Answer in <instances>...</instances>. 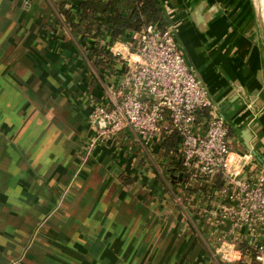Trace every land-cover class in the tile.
<instances>
[{
  "label": "crops",
  "instance_id": "1",
  "mask_svg": "<svg viewBox=\"0 0 264 264\" xmlns=\"http://www.w3.org/2000/svg\"><path fill=\"white\" fill-rule=\"evenodd\" d=\"M61 1L0 0V143L18 140L35 149L30 155L41 159L46 188L57 191V197L40 191L35 202L46 211L38 235L32 227L37 198L18 202L14 194L7 212L0 202V264H219L230 226L223 209L231 205L221 194L223 177L182 176L175 136H154L147 146L129 130L94 139L89 114L107 102L127 61L110 54L96 64L88 49L94 43L69 30ZM78 1H71L73 12ZM158 2L226 117L234 163L249 152L245 127L264 158V22L253 1ZM98 43L110 51L108 36ZM24 223L28 237L20 230Z\"/></svg>",
  "mask_w": 264,
  "mask_h": 264
},
{
  "label": "built area",
  "instance_id": "2",
  "mask_svg": "<svg viewBox=\"0 0 264 264\" xmlns=\"http://www.w3.org/2000/svg\"><path fill=\"white\" fill-rule=\"evenodd\" d=\"M110 51L127 65L107 102L89 114L106 124L96 128L94 139L129 130L147 146L154 136H175L178 166L188 176L223 177L221 194L231 203L223 209L230 221L220 245L223 258L264 264V164L250 151L235 156L242 163H234L226 117L202 87L171 26L150 22L128 40L111 43ZM246 163L255 167L245 169Z\"/></svg>",
  "mask_w": 264,
  "mask_h": 264
},
{
  "label": "trees",
  "instance_id": "3",
  "mask_svg": "<svg viewBox=\"0 0 264 264\" xmlns=\"http://www.w3.org/2000/svg\"><path fill=\"white\" fill-rule=\"evenodd\" d=\"M71 1L58 3V11L74 36L94 43L88 49L96 64L108 62L112 54L102 49L98 43L99 38L108 36L109 42L113 43L128 32L139 31L150 22L159 23L161 27L168 22L158 0H79L77 12H73ZM165 147L169 149L166 143ZM181 175L186 173L182 171Z\"/></svg>",
  "mask_w": 264,
  "mask_h": 264
},
{
  "label": "rangeland",
  "instance_id": "4",
  "mask_svg": "<svg viewBox=\"0 0 264 264\" xmlns=\"http://www.w3.org/2000/svg\"><path fill=\"white\" fill-rule=\"evenodd\" d=\"M255 5V0H252ZM261 4L264 8V0H261ZM0 132H5L0 131ZM18 138V136H16ZM1 157H0V202L2 209L5 212L9 209V201L11 198L14 197L16 194V201H20V198L24 199L27 197V200L30 201L31 198H37L36 201L33 202V207L36 209L34 211V217L32 222V227H37L39 224L40 219L43 218L45 212H40L39 209L36 207V203L40 201L39 193L40 191L43 193H47L51 197H57V191H52L51 189H47V179L49 178L47 174L41 172L42 166L40 164L41 159H36L33 154V157L30 155L35 149L33 150H26L22 142L18 140L8 141V142H1ZM38 152V151H37ZM12 170H15L16 173H12ZM2 185V186H1ZM27 188V189H26ZM10 189V190H9ZM66 190L63 191L61 194L64 195ZM20 197V198H19ZM51 207V206H49ZM48 207V208H49ZM22 209V208H20ZM47 209V208H46ZM45 209V210H46ZM3 219V217H1ZM4 220V219H3ZM4 224V221L1 222ZM37 225V226H36ZM7 229L9 225L6 224ZM33 228V229H34ZM41 227H37L35 231V235L39 233V229ZM20 230L23 232L22 234H26L28 237L29 232V223H24ZM38 230V231H37ZM34 235V236H35ZM18 240V239H17ZM22 241H25V238H22ZM218 246V245H217ZM131 249V247H130ZM214 253V252H213ZM215 256H218L214 253ZM120 256L117 255L116 258ZM217 258L219 264H231L232 260H226L223 256H218ZM139 259V257H136ZM144 260V259H143ZM145 260L147 261V256L145 255ZM115 261V259H114ZM115 262H120V258L117 259ZM118 264V263H115Z\"/></svg>",
  "mask_w": 264,
  "mask_h": 264
},
{
  "label": "water",
  "instance_id": "5",
  "mask_svg": "<svg viewBox=\"0 0 264 264\" xmlns=\"http://www.w3.org/2000/svg\"><path fill=\"white\" fill-rule=\"evenodd\" d=\"M250 107V106H249ZM94 124L96 127H102V126H106V124L104 123V121L100 118H97L94 120ZM251 132L249 131V129L247 127L242 129V133H241V137L243 139L244 145L247 149H249V151L251 152V154L262 164H264V158L260 157L258 155V153L253 149V144L250 142L251 140Z\"/></svg>",
  "mask_w": 264,
  "mask_h": 264
},
{
  "label": "bare ground",
  "instance_id": "6",
  "mask_svg": "<svg viewBox=\"0 0 264 264\" xmlns=\"http://www.w3.org/2000/svg\"><path fill=\"white\" fill-rule=\"evenodd\" d=\"M255 6L258 17L261 18L264 22V8L261 4V0H255ZM121 49H124V47H121Z\"/></svg>",
  "mask_w": 264,
  "mask_h": 264
}]
</instances>
